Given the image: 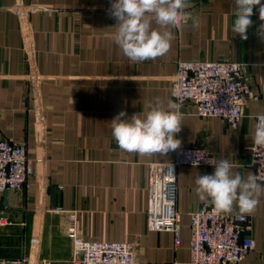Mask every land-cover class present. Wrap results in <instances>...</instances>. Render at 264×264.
I'll return each mask as SVG.
<instances>
[{
    "label": "crops",
    "instance_id": "1",
    "mask_svg": "<svg viewBox=\"0 0 264 264\" xmlns=\"http://www.w3.org/2000/svg\"><path fill=\"white\" fill-rule=\"evenodd\" d=\"M191 2L199 28L190 20L172 29L166 55L133 62L114 43L110 0H0V140L26 143L34 170L22 189L0 191V260L73 264L67 229L75 212L86 240L135 243L138 264H191L190 213L211 205L198 198L195 180L214 166L170 169L175 150L122 151L111 127L120 111L143 117L156 98L175 102L179 61H239L259 99H248L238 127L200 117L186 102L176 138L208 145L244 177L256 174L249 161L255 118L264 112L259 5L245 41L231 32L235 0ZM168 177L177 189L179 243L175 232L150 227V209ZM258 201L246 232L256 248L242 264H264V195Z\"/></svg>",
    "mask_w": 264,
    "mask_h": 264
},
{
    "label": "built area",
    "instance_id": "2",
    "mask_svg": "<svg viewBox=\"0 0 264 264\" xmlns=\"http://www.w3.org/2000/svg\"><path fill=\"white\" fill-rule=\"evenodd\" d=\"M252 90V83L245 75V64L242 62L190 60L178 62L173 96L175 102L183 101V105L192 102L198 116L220 117L237 128L244 116L248 99H259V95ZM198 152L206 154L204 159H200L203 153ZM213 157L216 158V153L208 145H187L181 142L174 152L173 162L167 167H211L214 165L208 164L206 160ZM196 160L198 164L194 163ZM249 163L257 177L264 178V149L251 151ZM33 173L26 143L0 140V191L22 189ZM176 190L175 182L168 177L161 188L162 194L155 197L157 199L150 209L149 221L152 229L175 232L176 243H179L180 214L176 210ZM250 221L247 214H224L215 210L213 205H204L192 211L191 264H242L256 248L255 239L246 233ZM67 231L73 240V264H138L135 243L86 240L78 227L75 212L70 214ZM0 262L28 264V259L23 257ZM41 264H50V261L45 260Z\"/></svg>",
    "mask_w": 264,
    "mask_h": 264
},
{
    "label": "clouds",
    "instance_id": "3",
    "mask_svg": "<svg viewBox=\"0 0 264 264\" xmlns=\"http://www.w3.org/2000/svg\"><path fill=\"white\" fill-rule=\"evenodd\" d=\"M110 5L109 15L116 19L115 26H118L114 43L133 62L155 60L166 55L171 48L172 29H178L190 20L194 28L200 26L199 18L188 11L194 7L191 0H110ZM235 5L231 32L246 41L248 30L254 23L251 19L253 10L258 5L259 19L264 21V4L261 0H235ZM153 23L163 31L154 28ZM257 32L264 36V23ZM182 106L183 101L168 100L165 104L156 98L143 117L138 113L125 118L126 112L120 111L111 121L112 137L119 149L128 153L152 155L174 151L181 144L176 136L184 125ZM255 119L257 122L251 137L254 148L251 151L264 149V114ZM198 153H203L200 159H204L206 154ZM206 162L214 165V172L197 176L195 191L198 198L224 214L231 213L234 206L242 214H251L259 202L258 197L264 195V182H258L264 178H258L256 174L244 177L234 172L228 159L213 157Z\"/></svg>",
    "mask_w": 264,
    "mask_h": 264
}]
</instances>
